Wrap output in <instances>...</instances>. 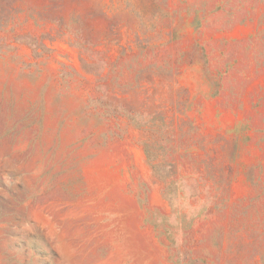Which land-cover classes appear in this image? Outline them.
<instances>
[{
	"label": "rangeland",
	"instance_id": "1",
	"mask_svg": "<svg viewBox=\"0 0 264 264\" xmlns=\"http://www.w3.org/2000/svg\"><path fill=\"white\" fill-rule=\"evenodd\" d=\"M0 264H264V0H0Z\"/></svg>",
	"mask_w": 264,
	"mask_h": 264
}]
</instances>
